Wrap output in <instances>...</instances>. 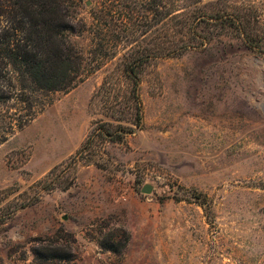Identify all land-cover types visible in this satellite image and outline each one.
Segmentation results:
<instances>
[{
    "label": "rangeland",
    "instance_id": "374dc122",
    "mask_svg": "<svg viewBox=\"0 0 264 264\" xmlns=\"http://www.w3.org/2000/svg\"><path fill=\"white\" fill-rule=\"evenodd\" d=\"M74 1L59 38L84 62L63 92L27 67L38 38L53 50L37 6L0 0V264H264V54L226 17L264 23V0H173L170 18L166 0ZM131 53L141 127L124 86L103 87Z\"/></svg>",
    "mask_w": 264,
    "mask_h": 264
},
{
    "label": "trees",
    "instance_id": "16d2710c",
    "mask_svg": "<svg viewBox=\"0 0 264 264\" xmlns=\"http://www.w3.org/2000/svg\"><path fill=\"white\" fill-rule=\"evenodd\" d=\"M23 5L27 7L37 6L34 9V14L30 16L33 19L34 15L37 20L34 24L35 29L33 33L41 36L43 32L53 33L54 39H49V43L53 50L45 49L43 41L38 38L36 41L37 50L32 54L33 65L27 66L29 71L34 67L37 72V83L40 89L47 91H68L75 87L76 83L81 80L80 71L84 62V58L78 51L77 47L68 39L59 38L60 34L68 31L73 33V28L59 23L57 13L60 8L67 9V4H74V0H21ZM180 1L166 0L165 3V17L170 18L178 9ZM181 3V2H180ZM252 8L247 10V15L238 18L233 16H226L230 21L231 28L237 30L238 38L246 46L248 50L264 54V23L259 16H254ZM29 16V17H30ZM244 18V19H243ZM69 27V28H68ZM225 27L227 24L225 23ZM52 36V37H53ZM54 40V41H53ZM188 46H186L187 48ZM183 48H179L181 51ZM30 55H24L23 59L26 60ZM113 56L112 58H114ZM50 61L49 69L45 67L46 62ZM144 59L136 58L132 53L122 56L116 73L111 74V77L105 80L103 87L108 86L113 89L116 85L124 86L121 89L130 103V113L134 117V123L137 127L142 126L143 117V103L140 96V79L138 69ZM26 65V64H25ZM34 71V70H33ZM39 75V76H38ZM80 78V79H79ZM0 97V103L3 101ZM121 106H119L120 108ZM122 109V107H121ZM124 110L122 109V113ZM121 113V114H122ZM27 122H22L19 127H22ZM6 131V130H5ZM132 129L119 125L116 129H105L103 127H95L89 134V139L84 143L80 150L84 153L90 151L87 155L91 154V147L94 146V136L102 139L103 143L107 142H121L124 140L126 134L131 133ZM7 132V131H6ZM7 137H0L1 141Z\"/></svg>",
    "mask_w": 264,
    "mask_h": 264
},
{
    "label": "water",
    "instance_id": "95a60500",
    "mask_svg": "<svg viewBox=\"0 0 264 264\" xmlns=\"http://www.w3.org/2000/svg\"><path fill=\"white\" fill-rule=\"evenodd\" d=\"M153 188L149 185L145 186L143 188V193L150 194L152 192Z\"/></svg>",
    "mask_w": 264,
    "mask_h": 264
}]
</instances>
